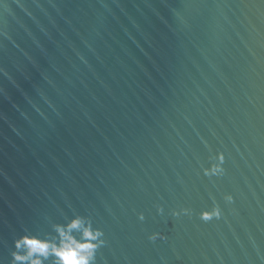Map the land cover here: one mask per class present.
<instances>
[{
  "label": "water",
  "instance_id": "water-1",
  "mask_svg": "<svg viewBox=\"0 0 264 264\" xmlns=\"http://www.w3.org/2000/svg\"><path fill=\"white\" fill-rule=\"evenodd\" d=\"M25 238L264 264V0H0V264H60Z\"/></svg>",
  "mask_w": 264,
  "mask_h": 264
},
{
  "label": "clouds",
  "instance_id": "clouds-1",
  "mask_svg": "<svg viewBox=\"0 0 264 264\" xmlns=\"http://www.w3.org/2000/svg\"><path fill=\"white\" fill-rule=\"evenodd\" d=\"M221 159L223 157L221 156ZM218 215L219 213H214ZM212 214L202 213L203 219H210ZM80 221H74L70 227H77ZM85 236H91L92 233L89 230H85ZM24 243L28 249V255H32L34 252H38L42 255H47L49 251L55 253L60 257V264H89L90 252L89 250L95 245L89 243L77 244L76 242H72L71 244H65L60 248L55 247L54 245L48 244L46 242L37 241L34 238H25ZM84 250V251H82ZM18 260L26 259L24 256H17ZM32 264H42V262L37 259L32 261Z\"/></svg>",
  "mask_w": 264,
  "mask_h": 264
}]
</instances>
